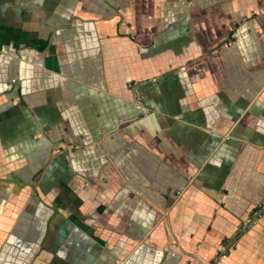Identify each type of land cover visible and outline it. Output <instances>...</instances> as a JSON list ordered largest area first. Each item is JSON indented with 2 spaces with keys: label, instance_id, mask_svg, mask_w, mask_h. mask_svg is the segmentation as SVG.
<instances>
[{
  "label": "crops",
  "instance_id": "crops-1",
  "mask_svg": "<svg viewBox=\"0 0 264 264\" xmlns=\"http://www.w3.org/2000/svg\"><path fill=\"white\" fill-rule=\"evenodd\" d=\"M263 199L264 0H0V264H264Z\"/></svg>",
  "mask_w": 264,
  "mask_h": 264
},
{
  "label": "built area",
  "instance_id": "built-area-1",
  "mask_svg": "<svg viewBox=\"0 0 264 264\" xmlns=\"http://www.w3.org/2000/svg\"><path fill=\"white\" fill-rule=\"evenodd\" d=\"M264 212V199L259 203V205L256 207V210L253 212V216L251 220L242 226V230L246 231L248 230L258 219V217L261 216ZM231 244H221L219 245V258H225L227 257L229 250H230Z\"/></svg>",
  "mask_w": 264,
  "mask_h": 264
}]
</instances>
